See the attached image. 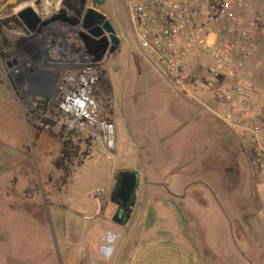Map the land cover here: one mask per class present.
I'll return each mask as SVG.
<instances>
[{"label":"rangeland","instance_id":"1","mask_svg":"<svg viewBox=\"0 0 264 264\" xmlns=\"http://www.w3.org/2000/svg\"><path fill=\"white\" fill-rule=\"evenodd\" d=\"M247 1L259 20L258 50L240 77L264 90V0ZM3 2L0 0V5ZM107 2L104 10L112 14V0ZM16 4L14 10L0 12V22L22 6L40 12L43 0H18ZM122 17L126 20L124 12ZM15 30L0 27V32ZM127 33L130 54L122 52L119 60H114V68L121 67L120 72H102L95 100L117 125L115 154L107 156L95 145L88 147L86 141H78L79 153L70 166L71 178L63 184L64 175L54 166L61 154L63 135L53 127L47 129L48 134L35 135L32 126L40 134L44 131L41 124L45 109L37 104L40 111H35L30 96L28 104H24L28 118L23 115L21 127H10L0 138V146L17 150L21 159L14 166L0 164V264H66L68 259L75 260L73 264H90L100 247L111 243L104 240L105 230L99 227V219L93 218V212L84 214L81 203L97 198L106 207L101 218L104 228L113 232L123 229L112 221L117 210L110 202L112 165L123 173H140L139 197L145 184L178 185L185 186L181 193L185 199L209 204L207 210L187 208L188 224L184 229L185 236L199 244L208 264H220L224 257L231 259L230 264H242L232 257L238 253L242 256L248 248L253 254L246 251L243 259L250 264H264V234L257 217L261 201L237 138L215 113L178 96L160 69L141 52L132 32ZM50 35H56V41H66L60 31ZM15 55V49L5 50L0 45L2 63L6 58L12 63ZM108 90L111 101L103 98ZM202 100L214 110L207 98ZM189 184L193 185L188 188ZM170 194L153 188L147 198ZM222 213L242 243L233 242ZM69 215L79 221L78 231L74 232L73 221L67 223ZM134 221L124 229H129ZM236 222L239 227L233 226Z\"/></svg>","mask_w":264,"mask_h":264},{"label":"built area","instance_id":"2","mask_svg":"<svg viewBox=\"0 0 264 264\" xmlns=\"http://www.w3.org/2000/svg\"><path fill=\"white\" fill-rule=\"evenodd\" d=\"M126 2L135 43L160 69L169 87L184 101L215 113L237 138L257 183L261 201L257 216L264 228V90L240 77L258 50L259 20L252 6L247 0ZM60 11L61 7L47 10L42 4L38 13L47 20ZM56 26L69 31L66 41L50 35L60 31ZM74 32L54 24L38 35H25L12 63L8 58L3 63L6 79L19 86L18 100L23 105L31 92L38 93L30 100L35 111H40L37 104L45 109L43 129L53 127L66 140L90 141L111 156L118 150L117 125L95 101L102 63L90 61ZM33 78L38 83L35 89L30 87ZM203 97L214 110L204 104Z\"/></svg>","mask_w":264,"mask_h":264},{"label":"crops","instance_id":"3","mask_svg":"<svg viewBox=\"0 0 264 264\" xmlns=\"http://www.w3.org/2000/svg\"><path fill=\"white\" fill-rule=\"evenodd\" d=\"M61 3L62 0H43V6L47 10H51L52 8H60ZM111 3L112 7L114 8L112 14L107 13V11L104 10L107 4L100 9V11L104 13V15H106L109 19L120 22L121 20H123L122 12H124L126 17L130 18V10L126 0H112ZM88 6L89 0H87L86 8ZM22 7H20L19 9H21ZM16 13L17 12H15V14ZM59 28L60 27L56 26V29ZM20 29L21 28L15 31L0 32V45L3 49L10 50L13 48L18 53L26 37L25 34H22V29ZM60 31L64 35V38L69 32L62 27L60 28ZM122 34L128 48V52H126L125 48L123 47L122 52H124V54H130L131 46L128 42L129 36L125 34L124 30L122 31ZM8 67L10 66L8 65ZM5 68L6 67L1 62L0 58V130L3 132L2 134L0 133V138L2 137V135L8 133L10 127H15L17 126V124H19V126L21 127V119L23 115L28 118V116L25 114L24 105L21 104V102L18 100V93L20 92V88L12 80L6 79L7 77L5 74ZM37 84V81L33 78L30 83L31 89H35ZM37 94V92H31L29 96L36 97ZM32 127L36 136L48 134L47 129L42 128L44 131H42L40 134L36 127ZM119 137L123 141L124 136L122 135L121 129L119 130ZM16 152L17 150L13 148H2L0 146V164L5 166L17 165L18 160L21 161V159L19 158V154H16ZM247 170L249 173V177L254 180L251 177L249 163L247 164ZM117 172H120L118 171L117 166L112 165L110 167V178L114 176L115 179ZM191 185L189 184L188 188ZM110 188L111 193L114 188V180L111 182ZM153 188L157 191H166L169 194L172 193L174 196L172 194L168 196L159 195L155 199H149L147 198L149 196V191L153 190ZM143 191L144 192L142 193V197L138 196L137 203L135 204V207L133 209L134 211L132 213L131 221L135 220L134 223L131 224V227L129 229H124L125 227H123V229H118L116 232L106 230V228H104V225H102L103 222L101 218L106 207L102 203H100L97 198L81 203V210L84 212V214H90V212H93V218L99 219V227L101 228V230H105L104 240H108L110 234L113 236L112 244L101 246L100 252L90 264H208L204 260L199 244L197 246L191 240H189L184 234V229L185 225L188 224L186 218L187 208L195 206L201 207L203 210H207L209 204H202L200 200L185 199V196L183 197L181 194L183 193V191H185V186L180 188L178 187V185L176 187L174 185L170 186L167 184H154L152 186H148L147 184H145V188L143 189ZM100 196L103 198L102 194H100ZM215 204H217L216 206H218L222 212V209L219 206L220 204L218 202H216ZM80 215L81 214H79V216ZM222 215L224 216L223 213ZM71 221H73L74 225L76 226L74 232L78 231L79 221L77 222L76 219H73V217L69 215L67 217V223ZM227 222L229 224L233 242L236 245L239 242L242 243V239H240V237L231 230L232 223L228 220ZM259 224V229L261 228L264 234V228L260 221ZM233 226L239 227L240 224L236 222V224H234ZM139 227L141 228V231L137 230V228ZM203 238L204 236H202L201 238L202 241H204ZM107 246H111V252L108 256L104 257L102 256L101 252L103 250V247ZM205 248L207 247L205 246ZM249 249L250 248L245 249V253L242 254V256L240 253L235 256L233 254L234 257L232 258H238L239 260H241L242 264H250V262H246L243 259L244 255H246V251L250 256L253 254L252 250L250 251ZM230 260L231 259L229 257H224L222 263H219L230 264ZM73 263H75V260L68 259L66 264Z\"/></svg>","mask_w":264,"mask_h":264},{"label":"water","instance_id":"4","mask_svg":"<svg viewBox=\"0 0 264 264\" xmlns=\"http://www.w3.org/2000/svg\"><path fill=\"white\" fill-rule=\"evenodd\" d=\"M17 1L7 0L1 5L0 12L11 7L17 8ZM106 4L107 0H89V6L79 20H74L61 11L55 17L43 20L33 7H22L17 11L14 22L25 35H38L54 24H63L67 28L74 29V33L79 36V40L85 49L86 56L91 58L92 63L98 64L104 62L117 51L121 40L108 20L109 18L100 11ZM9 66L11 65L9 64ZM140 183L142 180L138 171L129 173L120 171L115 176L112 196H115L120 203L116 204L118 208L112 221L120 228L126 227L131 222L132 211L138 200ZM112 203H114L113 198ZM110 237L113 238L111 234Z\"/></svg>","mask_w":264,"mask_h":264},{"label":"trees","instance_id":"5","mask_svg":"<svg viewBox=\"0 0 264 264\" xmlns=\"http://www.w3.org/2000/svg\"><path fill=\"white\" fill-rule=\"evenodd\" d=\"M87 0H63L61 12L64 14H69L72 16V19L79 20L82 18L85 8H86ZM8 22H0L1 25L7 24ZM45 122V121H44ZM63 140L60 142L62 146L61 156L55 161L54 166L57 170H59L63 176V184L67 179L71 178L72 171L70 170V166L72 162L78 157L79 153V142H74L73 140H66L64 136ZM85 144L90 147L92 143L86 141ZM82 165V164H80Z\"/></svg>","mask_w":264,"mask_h":264},{"label":"flooded vegetation","instance_id":"6","mask_svg":"<svg viewBox=\"0 0 264 264\" xmlns=\"http://www.w3.org/2000/svg\"><path fill=\"white\" fill-rule=\"evenodd\" d=\"M6 1L7 0H5L4 3ZM14 9H15V7H11V8H8L6 10L9 12V11L14 10ZM15 17H16L15 13H12L10 16L5 17L2 20V23L3 22H8V21H9V23L4 24V27H12V28H16V30L19 29V27L14 22ZM126 18H127L126 20H121L120 22H116V21H113L111 19H108L111 22V24L113 25V27L115 28V30L117 31L118 36L121 38V40H120V44H119V46L117 48V51L114 54L110 55L104 62H102V72L109 73L112 70H114L115 72H120L122 70L121 67L114 68V64L117 62V61H114V60L118 59L119 55L121 54V52L123 50V47L125 48L126 52L128 50L127 44L125 43L124 37L122 35V31L124 30L125 34L127 35L128 34L127 32H131L133 30V28H134L133 23H132L133 19H132L131 12H130V18H128V17H126ZM108 92H110V91L108 90L106 93H104L103 98L108 100V101H111L110 98H109ZM113 190H114V188H113ZM113 190H112L111 195H110V202H112V198H113L114 199V203H112V204L114 206H116V208H118V206L116 204L120 203V201L118 199H116L115 196L114 197L112 196ZM133 211H132V213H133ZM108 242L112 244L113 238L109 237ZM109 249H110V252H111V246L103 247V250L101 252L102 256H104V257L108 256L110 254Z\"/></svg>","mask_w":264,"mask_h":264}]
</instances>
